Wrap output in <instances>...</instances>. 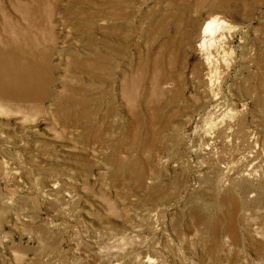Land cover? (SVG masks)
<instances>
[{
    "label": "rangeland",
    "instance_id": "1",
    "mask_svg": "<svg viewBox=\"0 0 264 264\" xmlns=\"http://www.w3.org/2000/svg\"><path fill=\"white\" fill-rule=\"evenodd\" d=\"M104 1H39L54 94L0 108V264H264V0H123L118 35Z\"/></svg>",
    "mask_w": 264,
    "mask_h": 264
},
{
    "label": "bare ground",
    "instance_id": "2",
    "mask_svg": "<svg viewBox=\"0 0 264 264\" xmlns=\"http://www.w3.org/2000/svg\"><path fill=\"white\" fill-rule=\"evenodd\" d=\"M39 1L41 0L36 1V7L34 4L32 6L25 4V7L22 8L17 4L18 1L16 0L14 10L20 16V20L16 21L10 18V14L5 6L3 4L0 5V108L2 109L14 108L21 110L27 108L36 113H41L43 100L51 94H54L51 92L50 86L53 83L51 58L55 49L51 47L50 42L45 36V31L39 29L40 22H42L40 18L41 2ZM222 1L219 0L217 3V0H202V4L204 3L203 5L206 8L212 9L223 5ZM103 4L109 5V13H101V11L97 13L86 11L83 13L91 14V19L99 17L100 20L106 19L113 21L114 24L110 30L117 33V35L124 32L126 26H123V23L119 22V20L128 17V12L124 9L125 4L123 0H105ZM10 21L14 23L10 25ZM167 22V18H164L159 28H157L158 24L155 26L156 29L159 30L162 28L161 31H163L165 24H168ZM78 27V31H81L82 28L85 29L82 23ZM87 29L90 33L95 31L92 23L89 24V28L87 26ZM233 31L234 27H231L227 22L219 19L217 16L210 18L204 25L202 30L203 40L200 47L208 55L207 61L210 68L213 67L215 55L220 58L222 57V61H225L226 50L229 44L228 40ZM72 54L74 52L71 53L72 66L85 65L77 57V54ZM90 65L94 69L100 67L98 61L92 62ZM216 72L217 69L211 70V88L218 83L216 82ZM140 82L141 80L139 79H130L128 75H125L121 84L122 94H135V89L139 87ZM76 91L79 92V89ZM72 92L75 93L74 90ZM67 104L68 102H66V106ZM63 110L65 108L59 105L58 111L62 112ZM65 115L63 118H65ZM85 116H88V113L84 112L80 118H85Z\"/></svg>",
    "mask_w": 264,
    "mask_h": 264
}]
</instances>
